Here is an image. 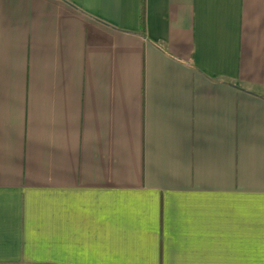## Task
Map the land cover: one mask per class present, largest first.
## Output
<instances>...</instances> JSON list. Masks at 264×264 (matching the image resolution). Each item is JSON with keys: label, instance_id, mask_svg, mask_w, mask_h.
<instances>
[{"label": "crops", "instance_id": "0c3cea01", "mask_svg": "<svg viewBox=\"0 0 264 264\" xmlns=\"http://www.w3.org/2000/svg\"><path fill=\"white\" fill-rule=\"evenodd\" d=\"M0 0V264H264V0Z\"/></svg>", "mask_w": 264, "mask_h": 264}, {"label": "trees", "instance_id": "16d2710c", "mask_svg": "<svg viewBox=\"0 0 264 264\" xmlns=\"http://www.w3.org/2000/svg\"><path fill=\"white\" fill-rule=\"evenodd\" d=\"M140 26H141L142 30L145 28L144 0H142V11L140 14Z\"/></svg>", "mask_w": 264, "mask_h": 264}]
</instances>
